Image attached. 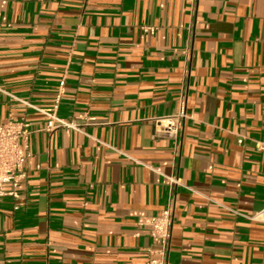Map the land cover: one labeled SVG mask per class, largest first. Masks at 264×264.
Returning a JSON list of instances; mask_svg holds the SVG:
<instances>
[{
    "label": "crops",
    "instance_id": "obj_1",
    "mask_svg": "<svg viewBox=\"0 0 264 264\" xmlns=\"http://www.w3.org/2000/svg\"><path fill=\"white\" fill-rule=\"evenodd\" d=\"M180 98L172 139L154 120ZM18 118L0 264H145L139 222L166 208L168 264H264V223L231 211L264 207V0H0V122Z\"/></svg>",
    "mask_w": 264,
    "mask_h": 264
},
{
    "label": "built area",
    "instance_id": "obj_2",
    "mask_svg": "<svg viewBox=\"0 0 264 264\" xmlns=\"http://www.w3.org/2000/svg\"><path fill=\"white\" fill-rule=\"evenodd\" d=\"M60 86L63 81H60ZM60 94L55 98L57 104ZM26 106L47 117L44 130L60 127L79 130V125L73 121H64L55 114L56 105L52 108H39L21 101ZM187 117L186 105L183 98L179 99L177 110L169 115L156 117L154 120L159 132L169 138L175 139L178 135L180 124ZM33 132L31 123L25 118L9 119L0 122V197H18L20 184L26 179V160L28 158L29 139ZM240 139L238 142L241 143ZM257 148L264 151V142H257ZM173 183L180 184L178 179H171ZM17 208V207H15ZM238 216L247 220L264 223V207L253 215H245L231 210ZM139 225H146L156 240V248L148 250L145 264H168V255L171 240L172 215L169 208L164 209L159 215L143 218Z\"/></svg>",
    "mask_w": 264,
    "mask_h": 264
}]
</instances>
